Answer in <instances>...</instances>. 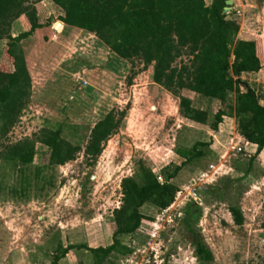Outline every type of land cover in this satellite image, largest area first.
<instances>
[{
    "label": "rangeland",
    "instance_id": "rangeland-1",
    "mask_svg": "<svg viewBox=\"0 0 264 264\" xmlns=\"http://www.w3.org/2000/svg\"><path fill=\"white\" fill-rule=\"evenodd\" d=\"M233 1L237 7L228 14L243 38L264 42V0ZM40 3L38 16L50 25L20 45L31 77L28 94H20L23 108L16 120L0 113V264H46L60 245H112L122 181L133 178L141 184L144 168L161 184L174 185L176 199L166 210L145 205L141 228L120 235L121 246L104 264H205L197 258L196 239L212 252L214 264H264V151L248 156L230 146L229 136L239 134L231 106L236 94L226 106L188 90L179 94L210 112L211 120L224 111L226 133L213 147L217 133L183 118L180 98L153 81V66L143 70L138 60H121L95 35L63 25V13L52 0ZM25 24L30 29L24 16L11 33L20 35ZM6 43L0 41V65ZM181 61L189 59L175 66ZM241 80L264 103V71ZM112 110L126 116L95 161L81 151L64 165L49 164L50 150L40 142L44 128L62 126V138L84 150L90 129ZM28 142L36 156L19 168L11 149ZM194 147L202 156L187 162ZM231 208L240 209L242 225L235 223ZM63 263L94 264V259L85 249H75Z\"/></svg>",
    "mask_w": 264,
    "mask_h": 264
},
{
    "label": "trees",
    "instance_id": "trees-1",
    "mask_svg": "<svg viewBox=\"0 0 264 264\" xmlns=\"http://www.w3.org/2000/svg\"><path fill=\"white\" fill-rule=\"evenodd\" d=\"M42 1L0 0V41H8L0 65V113L12 120L17 119L23 108L20 94L24 91L27 95L31 85L20 45L37 30L50 25L48 21L41 22L35 8ZM52 1L63 13L60 21L66 27L95 35L116 57L129 63L138 60L143 70L153 66V81L180 98V112L188 122L207 126L218 133L224 111L217 112L211 120L209 112L194 108L189 98L179 95L181 91L218 100L224 106L228 94L235 93L233 110L239 135L256 145L254 156H260L264 150V106L256 90L241 77L264 68V42L236 40L240 26L230 14L224 13L227 0H212L209 6L205 0ZM24 16L30 29L13 37V24ZM61 23L56 26H62ZM233 42L235 45L231 49ZM183 57L189 59L188 63L181 61L175 66ZM125 116L123 111L112 110L96 122L90 129L84 150L62 138V126L44 128L40 142L50 150L49 164L64 165L75 160L81 151L95 161L102 154L105 143L118 133ZM198 146L206 145L199 143ZM194 150L196 153L187 162L202 156L198 147ZM11 152L19 168L31 164L36 156L34 145L29 142L12 147ZM141 179V184L133 178L122 181L123 200L122 206L114 211L116 231L112 245L98 248L60 245L52 254L51 264H61L75 249H85L93 256L94 264H104L121 246L120 235H132L141 228L145 219L141 209L145 205L165 210L174 203L178 192L174 185L168 181L161 184L145 168ZM230 213L237 225L243 224L240 209L231 208ZM195 248L201 262L215 263L212 252L202 241L196 239Z\"/></svg>",
    "mask_w": 264,
    "mask_h": 264
},
{
    "label": "crops",
    "instance_id": "crops-1",
    "mask_svg": "<svg viewBox=\"0 0 264 264\" xmlns=\"http://www.w3.org/2000/svg\"><path fill=\"white\" fill-rule=\"evenodd\" d=\"M48 0H44L43 2H41L39 5H42L43 3L45 4V2H47ZM233 3H235V1H233ZM237 3H235V6H231L232 7V10L234 9H236V7H237V5H236ZM21 19H22V17H21ZM41 22H43V21H41ZM15 24V23H14ZM14 24H13V26H14ZM24 26V29H23V32H25V31H27L28 30V28H27V26H26V24L25 25H23ZM69 30H71V28H69V27H67ZM12 29H13V27H12ZM45 29H47V27H44V28H42V29H39V30H37L34 34H33V36H31L30 38H28V41L30 42L31 40H33L34 38H35V36H36V34L37 33H40V32H42V31H45ZM13 35V34H12ZM52 36V35H51ZM56 35H54V37H55ZM59 36V35H58ZM13 37H16V36H14L13 35ZM244 36L242 35V32H239V36H238V38H239V40H243V41H251V40H248V39H245V38H243ZM52 40V39H51ZM50 39H48L47 40V43H49L50 44V42H52ZM44 41H46L45 39H44ZM7 42V41H6ZM55 43H56V41H55ZM7 44V43H6ZM6 46V45H5ZM264 71V68L260 71V72H258V73H246V74H243L242 76H244V75H252V74H260V73H262ZM242 78V77H241ZM232 95V93H229L228 94V97H227V99H226V103L228 102V100H229V98H230V96ZM199 96V95H198ZM199 97H201L203 100H207V101H210V102H218V103H220V104H222L220 101H218V100H213V99H210V98H204V97H202V96H199ZM191 101H192V99L191 98H189ZM235 103H236V99H235V102H234V104L233 105H231L232 107H234L235 106ZM260 104L262 105V106H264V103H262V101L260 102ZM201 110H203V109H201ZM203 111H206V112H208L207 110H203ZM210 113V112H209ZM222 125H225L226 126V124H224V120H223V122H222V124H221V126L219 125V131H218V133L216 134V135H212L213 137H214V139H215V141L218 143H216L213 147H215V146H218L219 144H220V141H221V135L220 134H222ZM223 133H226V132H223ZM228 133V132H227ZM229 134H230V132H229ZM228 134V135H229ZM220 135V136H219ZM230 139V141H231V143H230V146H231V148H234V147H241V148H243V150H245L246 152H247V155L248 156H251L253 153L254 154H256V152H257V149H258V147L256 146V145H254V144H250V143H248L245 139H243L238 133L236 134V133H234V137L232 138V137H230L229 136V138H228V140ZM232 143H233V146H232ZM264 151V150H263ZM263 151H262V153H263ZM51 262H52V259H49L48 260V262L46 263V264H51ZM8 264H15L14 262H10V263H8ZM19 264H22V263H19ZM39 264H41V263H39ZM61 264H64L63 263V260L61 261Z\"/></svg>",
    "mask_w": 264,
    "mask_h": 264
},
{
    "label": "water",
    "instance_id": "water-1",
    "mask_svg": "<svg viewBox=\"0 0 264 264\" xmlns=\"http://www.w3.org/2000/svg\"><path fill=\"white\" fill-rule=\"evenodd\" d=\"M233 5V0H227L226 1V7L224 9V13H229L231 11V6Z\"/></svg>",
    "mask_w": 264,
    "mask_h": 264
},
{
    "label": "built area",
    "instance_id": "built-area-1",
    "mask_svg": "<svg viewBox=\"0 0 264 264\" xmlns=\"http://www.w3.org/2000/svg\"><path fill=\"white\" fill-rule=\"evenodd\" d=\"M236 148H237V147H234L233 149H236ZM237 151L242 152V148L239 147ZM214 169H215V166H214V165H210V170H214ZM205 176H206V175L204 174L203 177H205ZM165 210H166V209H165ZM178 217L181 218V217H182V214H179Z\"/></svg>",
    "mask_w": 264,
    "mask_h": 264
}]
</instances>
